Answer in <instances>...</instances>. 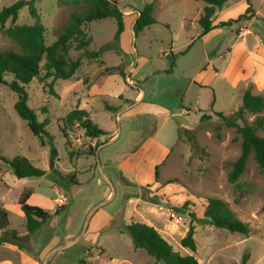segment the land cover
<instances>
[{
	"label": "rangeland",
	"instance_id": "obj_1",
	"mask_svg": "<svg viewBox=\"0 0 264 264\" xmlns=\"http://www.w3.org/2000/svg\"><path fill=\"white\" fill-rule=\"evenodd\" d=\"M17 1L0 0V8ZM114 1L131 15L125 17L118 39L115 19L92 22L85 28L92 38L88 52L77 51L75 44L70 49V57L82 63L77 74L53 82L45 80L42 71L25 86L28 105L40 122L47 123L45 145L17 115V95L0 85V209L8 212L9 230L22 237L13 248L25 250L34 259L30 264H43L49 254L47 264H162L144 250L135 252L131 237L122 233L131 223H144L181 255L195 256L199 264H243L246 256V264H264V174L250 156L239 181L229 182L242 140L216 116L234 115L247 90L264 97V0H250L256 12L250 20L201 39L198 15L204 2L158 0L156 24L135 36L131 27L135 15L155 0ZM86 4L37 0L46 45L57 41L70 14L81 12ZM247 8L246 0H230L215 20L237 19ZM34 24L25 7L14 25ZM14 25L8 21L5 29ZM8 49L15 45L0 27V51ZM118 64L125 78L106 70ZM140 93L144 98L137 101ZM85 104L90 119L108 131L106 136L88 138L78 123H68V114ZM203 116L207 118L200 122ZM255 117L247 114L246 122ZM183 129L192 130L196 141L178 132ZM142 144L147 152L138 154ZM2 156L26 157L47 174L18 179ZM29 191L28 203L51 216L33 234H28L19 206L20 197ZM209 198L225 201L250 234L208 225L204 211ZM191 221L195 252L181 246ZM83 230L77 243L52 252L79 239ZM8 237L0 231V240ZM11 249L0 243V264L10 260L20 264L11 258Z\"/></svg>",
	"mask_w": 264,
	"mask_h": 264
},
{
	"label": "trees",
	"instance_id": "obj_2",
	"mask_svg": "<svg viewBox=\"0 0 264 264\" xmlns=\"http://www.w3.org/2000/svg\"><path fill=\"white\" fill-rule=\"evenodd\" d=\"M61 3L63 0H55ZM86 6L81 12H73L68 17L59 38L52 45H46V28L42 24L40 14L36 8L37 0H19L9 7L0 10V27L4 30V35L15 45V49L0 51V85L8 87L17 95L15 111L19 118L25 121L32 134L41 139L44 143V136L49 138L47 123L40 122L35 111L28 105L29 97L25 86L29 85L34 79L41 76L45 80L54 81L71 79L82 66L81 60H73L69 53L73 44L77 51L88 52L87 48L92 43V38L87 36L85 28L95 21L115 19L117 21V33L115 39L125 30V14L114 0H85ZM158 0L147 4L138 11V17L133 26L136 36L144 29L156 24L155 5ZM205 3L198 24L201 29L199 39L209 35L216 29L232 27L242 21H248L255 16V11L251 6L250 0H246L248 8L245 13L237 19H229L215 25L214 18L218 11L223 10L230 0H195ZM28 7L30 15L35 19V24L14 25L18 20L20 11ZM10 21L14 26L5 29L6 23ZM107 46V45H106ZM96 59L100 58V53L92 54ZM43 64V65H42ZM104 65V62L101 63ZM175 62L171 64L174 67ZM108 72L120 73L124 78L125 73L120 67L107 68ZM7 76L12 77L9 81ZM52 86V83L49 84ZM264 111V97L254 95L247 90L242 98V106L232 116L223 113H216V116L228 127L235 129L242 140V152L237 161L233 163L232 170L228 175L231 184H236L246 171V164L250 156L254 157L260 172L264 174V117L260 114ZM247 114L256 116L250 124L246 122ZM203 116L200 122L206 120ZM68 123H78L85 131V135L91 139H99L107 133L99 128L89 117V114L80 109H75L68 114ZM179 133H186L190 136V141L195 142L196 137L190 129L179 130ZM179 138L180 135H179ZM1 161L6 164L18 179L42 178L47 172L37 168L31 160L26 157H15L9 159L1 157ZM156 166V181L159 179V169ZM60 178L65 179L60 175ZM32 193L26 192L19 199V206L26 219V229L28 234L38 231L50 218V214L44 209L32 206L28 203ZM189 203H185L187 206ZM60 210V209H59ZM264 212V205L262 207ZM192 220H196L195 214L189 215ZM204 217L208 225L217 229L228 230L231 233H239L244 236L250 234V228L241 221L230 209L229 205L218 198H209L204 211ZM191 221L189 229L181 240V246L195 252L197 249L195 240V225ZM10 222L8 212L0 209V231L11 238L1 239L0 243H10L19 245L17 240L22 237L16 232L9 230ZM122 233H127L134 245V251L144 250L157 263L162 264H199L198 259L193 255H181L174 250L171 244L152 226L144 223H131L125 227ZM249 257L243 259V264L248 262Z\"/></svg>",
	"mask_w": 264,
	"mask_h": 264
},
{
	"label": "crops",
	"instance_id": "obj_3",
	"mask_svg": "<svg viewBox=\"0 0 264 264\" xmlns=\"http://www.w3.org/2000/svg\"><path fill=\"white\" fill-rule=\"evenodd\" d=\"M1 9V8H0ZM204 9V8H203ZM228 10V9H227ZM226 10V11H227ZM201 11V10H200ZM203 11V10H202ZM202 11L201 12H199V15H198V19H199V17H200V15H201V13H202ZM124 14H125V17H128V18H131V15L130 14H128V12H124ZM138 17V14L137 15H135V17H134V23H135V20H136V18ZM216 17V16H215ZM223 19H224V17H222ZM67 19V18H66ZM134 23H133V26H134ZM214 23H215V25L216 24H218V23H220V22H216V20H215V18H214ZM133 26H131V27H133ZM134 33V32H133ZM123 61H121V59H120V63H122ZM119 63V64H120ZM119 64L116 66V67H118L119 66ZM131 72V71H130ZM130 72L127 74V76L130 74ZM93 90V92H94V89H92ZM144 98V96H143V93H140L138 96H137V101H139V100H142ZM88 107V105L87 104H85V105H81L80 106V110H84V108L83 107ZM85 111V110H84ZM89 114V113H88ZM104 131H106V132H108L107 130H104ZM112 136H113V134H112ZM116 136H117V133H114V136H113V138L112 139H115L116 138ZM147 141V140H146ZM151 142H153V141H151ZM144 143H146V142H144ZM139 151V153L138 154H140V153H145V152H147V146L145 145V144H142L141 146H140V148L136 151V152H138ZM135 152V153H136ZM20 235V234H19ZM21 236V235H20ZM3 244H6V245H8V246H10L12 249V253L14 254L13 256H11V258L12 257H14V259L16 260V261H18L20 264H27V263H29V262H34V259H32V258H30L28 255H26L24 252H25V250L23 251L22 250V248H20V247H18V248H13V246H18V245H12V244H10V243H5V242H3ZM71 244V243H70ZM69 245V244H68ZM65 246H67V245H65ZM64 247V246H63ZM62 248V247H61ZM57 249H59V248H57ZM7 262V264H15V263H13L11 260L10 261H6ZM31 263V264H32ZM30 264V263H29Z\"/></svg>",
	"mask_w": 264,
	"mask_h": 264
},
{
	"label": "water",
	"instance_id": "obj_4",
	"mask_svg": "<svg viewBox=\"0 0 264 264\" xmlns=\"http://www.w3.org/2000/svg\"><path fill=\"white\" fill-rule=\"evenodd\" d=\"M109 183H110V182H109ZM87 223H88V221H87ZM87 223H86L85 227L87 226ZM84 232H85V231L83 230V233L81 234V236L79 237V239H77L76 241H74V242H72L71 244H69V245H67V246H64V247H62V248L55 249V250H53L52 252H53V253H56V252H58V251H63V250H65L66 248H68V247L74 245L75 243H77V242L82 238ZM53 253H52V254H53ZM50 255H51V254H49V255L47 256V258L45 259V261H44L43 264H47V263H48V260H49Z\"/></svg>",
	"mask_w": 264,
	"mask_h": 264
},
{
	"label": "built area",
	"instance_id": "obj_5",
	"mask_svg": "<svg viewBox=\"0 0 264 264\" xmlns=\"http://www.w3.org/2000/svg\"><path fill=\"white\" fill-rule=\"evenodd\" d=\"M128 82H129V83H132L129 79H128ZM131 85H132V84H131Z\"/></svg>",
	"mask_w": 264,
	"mask_h": 264
}]
</instances>
